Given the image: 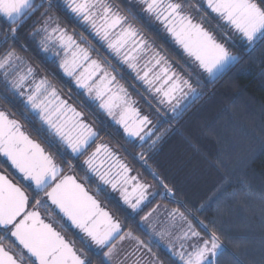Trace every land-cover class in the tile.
I'll use <instances>...</instances> for the list:
<instances>
[{
  "label": "snow or ice",
  "instance_id": "1",
  "mask_svg": "<svg viewBox=\"0 0 264 264\" xmlns=\"http://www.w3.org/2000/svg\"><path fill=\"white\" fill-rule=\"evenodd\" d=\"M140 3L144 6V12L165 22L167 30L184 51L198 62L199 69L207 74L210 83L222 79L245 57L249 60L258 58L259 62L264 64V0H206L207 7L226 21L234 34H238L240 51L237 54H233L225 44L218 42L200 23L193 22L192 16L186 11L191 7L187 0H140ZM54 9L67 10L90 24L96 35L108 41V48L117 56H122L124 63L133 70L137 69L135 61L139 54L148 50V42L131 23L127 22V18L122 16L119 10H114V6L108 3V0H40L39 3L36 0H0V16L8 22L6 31L0 29V35L3 36L0 44L8 45L0 54V76L3 77L5 87L19 92L21 96L26 95V104L36 113L43 125L47 126L46 131L56 143L70 149L77 158L85 155L97 132L84 122L80 112L66 100L61 99L57 88L47 76L36 78L37 69L18 53L15 46L20 41L23 25L39 13L31 32L37 48L44 53L51 51L54 56H59L60 52L56 50L58 45L64 52V58L59 64L64 73L74 77L76 85L85 89L89 95L95 93V99L100 101V108L107 111L109 116L115 115L114 109L123 107L116 122L123 126L129 137L138 138L141 148L147 143L148 150L154 149L163 134L155 135L153 131L155 125L149 115H140L138 110L127 106L129 101L126 99L128 95L126 89L116 83L115 76L111 75L106 67L99 61L91 59L89 49L77 44L74 37L59 25L58 19L52 14ZM98 19L102 21L99 24ZM41 21V26L35 27V24ZM118 25L121 26L120 32L114 40L110 39L111 30ZM69 51L72 54L71 59L68 58ZM152 60H155L156 65L162 61L167 63L159 52H153ZM162 72L166 76L165 83L171 81L170 87L167 90L156 87L154 91L162 93L159 103L170 105L173 112L177 111L181 100H188L191 96L192 100L189 101L191 103L204 94L202 91L198 92L188 79L175 74L167 75L169 72L167 67L162 68ZM148 76L149 72L145 71L139 78L151 89L160 76L157 75L153 79H149ZM29 81L30 90L25 94L21 90ZM205 86L201 84L202 88ZM185 89L188 91L185 92ZM129 112L135 116L134 121L129 120ZM150 125L152 127H149ZM154 135L155 139H152ZM149 140L151 143H148ZM102 148L109 157H112L113 154L107 146L98 145L96 150L85 158L84 164L97 172L100 179L106 184L110 183L114 189L117 184H121L124 203L133 211L142 210L141 205L148 201L149 195H159L162 199L174 198L173 190L163 183V191L149 193L150 186L137 181L129 192L127 187H123L129 183L126 175L129 170L124 164H120L121 173L117 174L118 178L109 179V172L100 173L96 160ZM0 155L6 157L12 166L23 174L25 180L35 185L37 195L43 192L44 197L56 205L72 225L89 238L91 244L88 247L91 249V246L95 245L99 249L96 254L104 258L101 264H128L131 256L141 248H146L152 253L151 247L140 237L133 235L131 230L124 232L121 223L103 210L74 176L62 175L63 169L55 162L53 156L40 144L31 140L21 130L19 122L10 119L4 111H0ZM140 159L145 160L144 152L140 153ZM218 163L220 167L226 166V160H220ZM254 195L246 181L241 187L224 192L226 201H236L244 210L250 208ZM260 201L264 212V193L260 195ZM175 202L180 206L169 208L166 204H157L142 216V225L146 227H142L141 230L150 236L159 237L158 241H153L159 246V241L172 236L171 229L174 226L182 224L184 225L182 235L176 239L197 238V243L190 245V250L181 243L182 251L174 253L182 264H220L219 256L227 251L222 239L223 233L218 232L214 224L209 230V226L197 219L182 202ZM29 203V196L20 187L11 183L4 175H0V227L5 233H10L22 249L27 250L30 257L35 258L30 264H92L86 253L77 251L51 223H45L37 211H27ZM40 204L41 199H36L34 207ZM217 211L222 210L218 208ZM158 224L163 225L159 231ZM197 225L203 227L205 236L202 237L201 232L197 231ZM5 238L0 236V264H23L25 259L23 251L18 254L20 257L18 260L3 246L2 241ZM227 239L235 249L231 253L233 264H264V252L261 253L259 260L248 258L247 249L240 243L246 237ZM124 241H134L133 252L126 254L123 260L117 261ZM166 246L170 250L173 247L171 243ZM152 255L155 256V253ZM132 264H140V260H133ZM150 264L162 262L157 258Z\"/></svg>",
  "mask_w": 264,
  "mask_h": 264
},
{
  "label": "trees",
  "instance_id": "2",
  "mask_svg": "<svg viewBox=\"0 0 264 264\" xmlns=\"http://www.w3.org/2000/svg\"><path fill=\"white\" fill-rule=\"evenodd\" d=\"M36 2L39 3L40 0ZM187 3L191 7L186 11L195 23H200L233 54L240 51L238 34H234L222 18L211 12L203 0H187ZM132 6L131 3L125 5L123 3L121 9L119 8L120 13L130 14ZM52 14L70 35L76 34L73 21L61 17L60 10L54 9ZM38 16L39 13L26 21L20 32V41L15 46L18 53L37 69V74L47 76L55 87L58 86L63 92L64 89L67 90L68 82L56 63L57 56L51 51L44 53L39 50L31 36L34 21H37ZM41 24L42 21L36 23L35 27L38 28ZM141 25L144 27L145 21L142 20ZM148 37L152 52H159L167 61L166 64L163 61L159 64L158 72L167 67L169 69L167 75L175 74L188 79L198 92L202 91L204 94L191 103L189 101L192 97L189 96L176 112L172 111L170 105L161 104L166 108L163 111L165 116L145 104L144 110L162 124L156 135H163L154 149L148 150V144H144L143 148L128 146L124 149L123 163L129 167L132 174L138 175L139 181L150 186L149 193L163 191V183L173 190L174 198L162 199L159 195H149L148 201L141 205L142 210L137 212L128 208L129 205L124 203L122 197L111 194L108 187L95 181L110 194L108 199L105 194L101 195L103 190L96 194L100 204L121 223L124 232L131 230L133 235L140 237L151 247L152 253H155L153 256L146 248H141L131 256L128 264L137 259L140 260V264H148L157 258L162 264H181L179 257L174 255L175 252L182 251L180 244L184 243L185 248L190 250V245L197 243L196 237L188 240L176 239L182 235L184 228V225L179 223L171 229V237L159 241V246L153 242L158 241L159 237L150 236L141 230L142 227H146L142 225V216L157 204H166L169 208L179 207L175 201L182 202L197 219L209 226V230L214 224L216 230L223 233L222 239L227 251L219 256L220 264H233L231 253L235 249L229 243L228 237H246L240 243L247 249L248 258L259 260L261 253L264 252V212L260 201V195L264 193V64L260 63L258 58L249 60L245 57L222 79L210 83L207 74L199 69L194 59L183 52L168 35L158 31ZM36 39L38 41L39 38ZM85 45L93 57L100 60L111 73L118 78L121 77L120 68L125 69L126 66L123 65L125 63L121 61L123 64L120 66L117 64L111 66L101 55L104 52H100L94 42ZM7 46L0 44V54ZM56 50L59 51L57 48ZM201 84L206 86L202 88ZM187 91L185 89V92ZM161 98L158 97V100ZM173 115L176 116L172 117ZM166 118L169 121H166ZM141 152L145 153L146 162L140 159ZM220 160H226L225 167H220L218 163ZM91 181L84 183L88 191L94 182ZM245 181L255 194L248 210L240 208L236 201H226L224 196L225 190L231 192L234 188L241 187ZM43 198L47 204L45 197ZM218 208L222 211L218 212ZM189 218L191 219V216ZM162 227L163 225L158 224L157 231ZM196 227L202 237L206 235L201 225ZM148 231L151 232V229ZM169 243L173 245L171 250L166 246ZM133 244L134 241L123 242L117 261L123 260L126 254L133 252ZM80 245V249H83L84 245ZM88 248L86 246V250L83 249L87 258L92 264H101L99 255L93 254Z\"/></svg>",
  "mask_w": 264,
  "mask_h": 264
},
{
  "label": "flooded vegetation",
  "instance_id": "3",
  "mask_svg": "<svg viewBox=\"0 0 264 264\" xmlns=\"http://www.w3.org/2000/svg\"><path fill=\"white\" fill-rule=\"evenodd\" d=\"M108 3L112 4L114 6V10H119L124 3H131L133 4L130 14H123L120 13L122 16H125L127 18V22L131 23L135 29L138 30L140 35L148 42V50L146 52H142L137 57V60L135 61L137 63V69L133 70L128 64H123L124 61L122 59V56H117L111 49L108 48V41L103 40L100 36L96 35L95 30L92 28V26L79 17L75 16V14L70 13L67 10L60 11L61 17L66 18L70 20L73 23V26L76 29V34H72L74 39L76 40L77 44H79L83 48H87L85 43L94 42L96 48L100 50V52H104L101 54L104 56L108 62V64L112 65H119L123 64L126 66L125 69L120 68V75L121 77L118 78L115 74L111 73L109 68H107L103 63H101L100 60H98L96 57H93L90 53V57L93 60L99 61L104 67H106L111 75L115 76L116 83H118L120 86H122L127 91V100L129 101L128 107L132 109H136L139 111L140 115H149L150 119L153 121V125H155V128L153 131L155 132V135L158 132L159 127L162 125L157 122L156 118L146 110H144V105L148 104V106H151L154 111H158L159 113L163 114V111L166 110L164 108L165 106L159 104L158 97H162L161 93H156L154 89L156 87H162L165 88L171 84V81L168 83H165L166 76L163 72H158V66L155 64V60H152V45L150 44V41L148 40V36H152L158 31H162L166 35H168L170 38H172L169 34L170 32L167 30V26L163 20H157L155 16L150 15L143 11V5L140 3V0H120V1H114V0H108ZM119 6V7H118ZM120 8V9H119ZM145 21V26L142 27L141 22ZM99 19L97 20V23H101ZM125 27L127 24L124 25ZM8 22L6 19L2 16H0V29L7 30ZM121 26H117L115 29L111 30L110 33V39H115L116 35L120 32ZM145 28V29H143ZM145 30V31H144ZM69 34V32H67ZM0 35V41H1ZM79 37V38H78ZM173 39V38H172ZM80 41V42H79ZM57 49L61 52L59 57L56 58V63L60 64L61 59L64 58V52L59 48L57 45ZM88 49V48H87ZM90 52V51H89ZM71 51L68 53V58L71 59ZM123 63H122V62ZM115 64H112L114 63ZM87 66V65H85ZM59 69L62 71V73L67 77L66 81L68 82L67 89H68V95H64L60 88H57L61 99L66 100L70 105H72L78 112L82 114V118L84 122L88 123L96 132L97 136L93 139L91 142L90 147L88 148L87 152L83 156H79V158L76 157L75 154L71 153L70 149H66V147L60 146L56 141L53 139V137L49 134L48 131H46L47 126L43 125L42 121L38 118L36 113H34L30 106L26 104V95L21 96L19 92H16L14 90H10V88L5 87V83L3 81V77L0 76V111H4L10 119H14L19 122L21 125V130L29 136L31 140L36 141L42 148L45 150V146H50L51 148H54V146L51 144V142H55L57 149H62L66 156H68L70 159L71 164V171H67L64 169V166L69 163V160L64 161L63 163H56L63 169L62 175H73L79 182H81L83 185L85 182L82 181L85 178H89V180L99 181V183L103 184L104 186L108 187V191L112 192L113 195H121V192L123 190L121 184H117V187L114 189L110 183H104L100 179V176L97 174V172H94L88 168L87 165L84 164V160L88 155H91L93 153L98 145H105L107 148L112 152V157H109L107 153L104 152L103 148L101 151L97 154V168L100 173L103 172H109V179L112 177H117L118 173H121L120 164L126 165L124 161V149H127V147L132 148H138L140 147L141 142L136 137H129L123 129V126L121 124H118L116 121L119 120L120 114L123 111V107L114 109V116H109L107 111L100 108V101L95 99V93L89 95L85 89L79 88L75 83V78L67 76L63 69L59 67ZM82 70V69H81ZM150 70V71H149ZM149 72V79H153L155 76L159 75L160 79L158 81H155L152 88H149V85L145 84L143 80H141L139 77L144 75V72ZM139 73V75H138ZM42 77L41 75L37 74V79ZM52 83V82H51ZM53 84V83H52ZM31 82L29 81L28 84L25 86L24 89L21 91H24L25 94L30 90ZM54 85V84H53ZM62 92V93H61ZM152 93V94H151ZM67 98H66V97ZM72 99V100H70ZM146 102V103H144ZM186 102V100H181L180 105ZM175 103V101H173ZM179 105V106H180ZM162 110L160 112V109ZM164 115V114H163ZM162 116V115H161ZM165 116V115H164ZM176 115H173L172 117H175ZM34 118L35 121L32 123V119ZM128 118L130 121L135 120V116L129 112ZM166 121H169L168 118L165 119ZM98 129H97V128ZM149 127H152L150 125ZM36 136V137H33ZM46 135V136H45ZM37 138V140L35 139ZM113 139L115 141H113ZM153 139V137H152ZM51 141V142H50ZM150 140L148 141V143ZM119 143V144H117ZM147 144V143H146ZM145 144V145H146ZM47 152V151H46ZM48 153V152H47ZM74 164L77 166V171L74 170ZM70 165V164H69ZM79 165V167H78ZM73 167V170H72ZM128 168V172L126 173L127 177L129 178V183L127 185H124L123 187H127L128 191L131 192L132 187L136 184L137 181H139V177L137 174H132L131 170ZM70 172V173H69ZM75 172H78L75 174ZM79 174V175H78ZM0 175H4L9 181H11L13 184L18 185L16 180L14 179V175H17V173L11 168V165L9 163V160L4 157L3 155H0ZM135 177V180H132L131 178ZM118 178V177H117ZM22 180V179H21ZM16 182V183H15ZM141 182V181H139ZM26 183V182H25ZM142 183V182H141ZM27 184V183H26ZM25 193L27 192L25 188L18 185ZM93 187V185H91ZM87 189V188H86ZM89 192L92 193L91 189ZM93 194V193H92ZM27 195V193H26ZM95 197L96 195L93 194ZM123 198V197H122ZM29 208V207H28ZM34 209V208H30ZM53 210V208L51 207ZM54 211V210H53ZM55 212V211H54ZM56 213V212H55ZM41 214V213H40ZM57 214V213H56ZM58 215V214H57ZM59 216V215H58ZM41 217L45 219L42 214ZM60 217V216H59ZM61 218V217H60ZM46 220V219H45ZM63 221L62 223H58L56 225H53L55 230L59 231L63 236L66 235V228L69 229L70 226L61 218ZM49 222V221H47ZM50 223V222H49ZM57 228V229H56ZM4 230L2 227H0V233ZM77 234L80 241L83 242V245L85 244L87 247L91 244V241L85 237L84 235L80 234L77 231H72ZM68 234H71L70 232H67ZM9 235V233H7ZM67 236H65V240L70 242L68 239H66ZM10 238V242L12 244V250L15 252L14 256L19 260V253L22 251V249L15 244V242ZM68 238V237H67ZM72 240V238H69ZM71 243V242H70ZM72 244V243H71ZM73 245V244H72ZM91 250H98L95 245H92ZM97 251V252H98ZM11 253V252H10ZM24 256L25 259L23 261V264H30V261H32L25 252ZM12 254V253H11ZM33 262V261H32Z\"/></svg>",
  "mask_w": 264,
  "mask_h": 264
},
{
  "label": "rangeland",
  "instance_id": "4",
  "mask_svg": "<svg viewBox=\"0 0 264 264\" xmlns=\"http://www.w3.org/2000/svg\"><path fill=\"white\" fill-rule=\"evenodd\" d=\"M41 26V25H40ZM53 26H55V25H53ZM219 27H221L222 28V26L221 25H218ZM221 28H219V29H221ZM223 29V28H222ZM221 29V30H222ZM2 38H3V36H1V40H2ZM80 42V41H79ZM64 84H67V83H64ZM57 88H59L58 86H56ZM63 89H64V86L62 87ZM63 92H64V95H68V93H66V92H69L68 91V89L67 90H63ZM62 93V92H61ZM66 97V96H65ZM67 98V97H66ZM32 119V123H33V121H35V119L34 118H31ZM97 128V127H96ZM98 129V128H97ZM46 136V135H45ZM33 137H36V136H34L33 135ZM36 140H37V138H35ZM38 141V140H37ZM51 144L54 146V148H51L49 145L48 146H45V151H47L49 154H51L52 156H53V158H54V160L57 162V163H63L64 161H67V160H69L70 158L68 157V156H66L64 153V151L62 150V149H57L56 148V145H55V142H51ZM69 164L71 165L72 164V162L70 163V160H69V163L68 164H66L65 166H64V169L65 170H67V171H71V167H69ZM78 167H79V165H78ZM72 170H73V167H72ZM73 171H77V166L74 164V170ZM70 173V172H69ZM14 179L16 180V182L18 183V185H20L21 187H23V188H25V190L27 191L26 193H27V195L29 196V199H30V203H29V205H28V207L29 208H34V209H37L41 214H42V216L47 220V221H49L52 225H56V224H58V223H62L63 221L62 220H60V218H59V216L57 215V214H55V212L45 203V201H44V195H43V192L42 193H39V195H37V193L33 190V189H31V187H30V185L27 183H25V181L22 179V177L20 176V175H14ZM22 179V180H21ZM82 181L83 182H88L89 181V178L87 177V178H85L84 180L82 179ZM91 181V180H90ZM94 181V180H93ZM15 182V183H16ZM92 182V181H91ZM92 184V183H91ZM90 189H91V191H92V193L93 194H98L101 190H103L102 188H101V186H99L95 181L93 182V187L91 188L90 187ZM105 194V196H106V198L108 199L109 198V192L106 190V188L101 192V195H104ZM36 199H41V204L39 205V206H35L34 207V204H35V200ZM128 208H130V207H128ZM57 229V228H56ZM58 230V229H57ZM67 232H70L71 234H68ZM0 236H5L6 238L2 241V244H3V246L9 251V252H11L13 255H14V251L12 250V244H11V242H10V238H9V235L7 234V233H5V231L4 230H2L1 231V233H0ZM65 236H67L66 237V239H68L72 244H73V246H74V248L77 250V251H83V249H85L86 250V245L84 244V247H83V249H80V244H82L83 245V242L82 241H80V239H79V237L77 236V234L75 233V232H72V230H67L66 231V235ZM64 236V237H65ZM69 238H72V240L71 239H69ZM118 243V246H119V242H117ZM88 249H90V248H88ZM90 251H92V250H90ZM98 250H93V254L95 253H98L97 252ZM105 251H106V249H105ZM99 258L101 259V260H103L104 258H103V256L102 255H99ZM28 264V263H27ZM148 264H150V262L148 263ZM182 264V263H181Z\"/></svg>",
  "mask_w": 264,
  "mask_h": 264
},
{
  "label": "water",
  "instance_id": "5",
  "mask_svg": "<svg viewBox=\"0 0 264 264\" xmlns=\"http://www.w3.org/2000/svg\"><path fill=\"white\" fill-rule=\"evenodd\" d=\"M203 2H204V4H205V6L207 7V3H206V0H203ZM208 8V7H207ZM209 9V8H208ZM210 11H211V9H209ZM212 12V11H211ZM214 14H216V13H214ZM216 15H218V14H216ZM219 16V15H218ZM224 21V20H223ZM194 22V21H193ZM225 23H227L226 21H224ZM195 23V22H194ZM169 34H171V33H169ZM172 38H173V40L175 41V43L181 48V50L183 51V52H185L184 51V49H183V47L180 45V44H178L177 42H176V40H175V38L172 36V34L170 35ZM186 53V52H185ZM187 54V53H186ZM193 58V57H192ZM194 59V58H193ZM195 61V60H194ZM196 62V61H195ZM197 63V65H198V62H196ZM199 67V66H198ZM168 87H170V85L169 86H167V87H165V88H163L164 90H167V88ZM161 95H162V93H161ZM34 141V140H33ZM34 142H36V141H34ZM37 143V142H36ZM9 163H10V165H11V168L18 174V175H20L21 177H22V179L25 181V182H27L29 185H30V187L35 191V192H37V190H36V188H35V185L34 184H31L29 181H27V180H25L24 178H23V174L22 173H20L19 172V170L18 169H16L14 166H12V164H11V162L9 161ZM73 176V175H72ZM75 178V177H74ZM76 179V178H75ZM76 181L78 182V183H80V184H82L81 182H79L77 179H76ZM11 182V181H10ZM12 183V182H11ZM15 185V184H14ZM83 185V184H82ZM17 187H19L18 185H16ZM83 187L85 188V190L88 192V194L89 195H91L97 202H98V204L100 205V207L103 209V210H105V211H107V212H109L105 207H103L101 204H100V202L96 199V197L91 193V192H89L87 189H86V187L83 185ZM22 190V189H21ZM23 191V190H22ZM40 193H42V192H40ZM44 195V194H43ZM120 196V195H119ZM121 197V196H120ZM45 199H46V201H47V203L53 208V210L70 226V228L72 229V230H74V231H77V232H79L80 234H82V235H84L85 237H86V235L83 233V232H81L80 231V229H78V228H76L74 225H72V223H71V221L70 220H68V218L66 217V216H64V214L62 213V212H60V210H59V208L56 206V205H53L52 203H51V201L50 200H48L46 197H45ZM27 211H37L39 214H40V212L37 210V209H30V208H27ZM109 214L111 215V213L109 212ZM112 216V215H111ZM40 218L45 222V223H49V222H47V220H45V219H43L42 217H41V214H40ZM113 218L115 219V217L113 216ZM117 220V219H116ZM57 231V230H56ZM59 232V231H58ZM60 233V232H59ZM61 234V233H60ZM62 235V234H61ZM9 236H10V233H9ZM63 236V235H62ZM11 237V236H10ZM64 237V236H63ZM88 238V237H87ZM11 239L15 242V244L17 245V246H19L21 249H22V246L21 245H19L18 244V242L15 240V238L14 237H11ZM65 239V238H64ZM89 239V238H88ZM22 251L23 252H25L26 253V255L34 262L35 261V258L34 257H30V255L27 253V250L26 249H22Z\"/></svg>",
  "mask_w": 264,
  "mask_h": 264
}]
</instances>
